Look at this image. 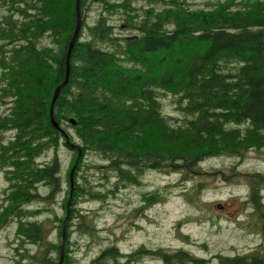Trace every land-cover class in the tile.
Wrapping results in <instances>:
<instances>
[{"label":"trees","instance_id":"trees-1","mask_svg":"<svg viewBox=\"0 0 264 264\" xmlns=\"http://www.w3.org/2000/svg\"><path fill=\"white\" fill-rule=\"evenodd\" d=\"M184 3L79 0L67 54L76 0H0V229L14 223L16 250L33 256L29 247H40L43 264H139L146 256L160 264L213 257L264 264L261 244L204 257L144 243L124 252L112 239L86 261L75 255L80 238L102 237L84 201L103 203L141 185L148 170L177 171L180 184L202 174L206 159L229 155L239 164L249 149L264 148V0L209 9ZM63 146L71 150L67 164ZM249 179L264 241V172ZM47 221L57 230L48 232Z\"/></svg>","mask_w":264,"mask_h":264},{"label":"rangeland","instance_id":"rangeland-1","mask_svg":"<svg viewBox=\"0 0 264 264\" xmlns=\"http://www.w3.org/2000/svg\"><path fill=\"white\" fill-rule=\"evenodd\" d=\"M216 1L235 5L242 2L184 0V4L189 8L209 9ZM98 8L95 4L89 11V21L94 19ZM229 8L233 10L234 6ZM2 11L0 7V16ZM165 103L170 114H178L169 98L165 99ZM60 156L67 164L71 159V150L63 146ZM236 160L237 157L229 155L206 159L202 163L205 168L202 174L180 184L177 182L181 173L177 171L148 170L142 177L141 185L125 187L103 203L84 201L81 206L94 219L102 237L100 243L91 241L88 236L80 238L76 257L86 261L112 239L124 252L144 243L165 249L185 247L204 257H212L214 253L244 252L257 244L264 247L260 222L248 200L250 175L254 171L264 172V148L249 149L239 164ZM4 184L0 175V187ZM154 190L161 193L159 198L149 194ZM262 192L264 197V188ZM144 195L149 199L146 200ZM66 205V213L61 214L65 221L70 209L69 201ZM139 206L144 213L135 214L133 209ZM14 227V223L10 222L0 229V264H43L37 259L42 253L40 247H29V252L35 254L33 256H26L21 247L16 250L19 243ZM53 229L57 230L51 221H47L46 230ZM75 237L73 233L72 238ZM90 242L91 245H87ZM212 259L208 264H217L216 258ZM139 264H160V260L146 256Z\"/></svg>","mask_w":264,"mask_h":264},{"label":"water","instance_id":"water-1","mask_svg":"<svg viewBox=\"0 0 264 264\" xmlns=\"http://www.w3.org/2000/svg\"><path fill=\"white\" fill-rule=\"evenodd\" d=\"M78 1L79 0H76V13H77L76 25H75V28H74V31H73V34H72V37H71V40H70V43H69V46H68V52H67V54H69L70 48L72 47V44H73V42L75 40V37H76V35L78 33V29H79V23H80L79 17H80V15H79V4H78ZM67 61H68V57H67ZM66 69H68V67H66ZM66 73H67V70H66ZM66 78H67V75H66L64 81L55 88L50 105H52L54 98L56 97V95H57L60 87L65 83ZM78 154H79V152H78ZM76 161H77V158H76V160L74 161V163H73V165L71 167V171L73 170V168H74V166L76 164ZM68 201H69V199H68ZM64 223H65V220H63V223H62L63 224L62 225L63 233H64V230H65V224ZM60 259H61V257H60Z\"/></svg>","mask_w":264,"mask_h":264}]
</instances>
